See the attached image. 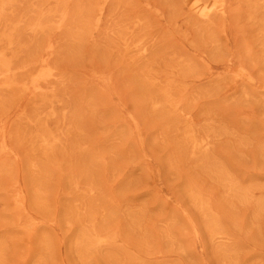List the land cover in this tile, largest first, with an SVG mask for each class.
<instances>
[{
    "label": "rangeland",
    "instance_id": "obj_1",
    "mask_svg": "<svg viewBox=\"0 0 264 264\" xmlns=\"http://www.w3.org/2000/svg\"><path fill=\"white\" fill-rule=\"evenodd\" d=\"M0 264H264V0H0Z\"/></svg>",
    "mask_w": 264,
    "mask_h": 264
},
{
    "label": "bare ground",
    "instance_id": "obj_2",
    "mask_svg": "<svg viewBox=\"0 0 264 264\" xmlns=\"http://www.w3.org/2000/svg\"><path fill=\"white\" fill-rule=\"evenodd\" d=\"M46 61V60H45ZM3 75V74H2Z\"/></svg>",
    "mask_w": 264,
    "mask_h": 264
}]
</instances>
